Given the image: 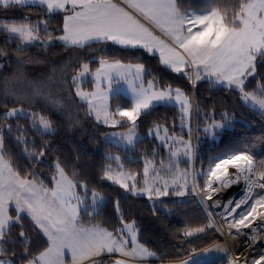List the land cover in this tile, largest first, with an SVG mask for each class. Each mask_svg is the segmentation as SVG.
<instances>
[{"label": "snow or ice", "instance_id": "6c2138e0", "mask_svg": "<svg viewBox=\"0 0 264 264\" xmlns=\"http://www.w3.org/2000/svg\"><path fill=\"white\" fill-rule=\"evenodd\" d=\"M37 0H0V10L5 13L18 6H27ZM46 5L47 11L70 12L64 15L62 35L54 36L45 26L43 33L46 40L40 36V24L46 21L31 23L30 17L0 20V32L15 36L22 43L16 47L17 53L26 51V46L40 43L44 47L54 46L56 41L63 42L65 48L94 49L97 45L109 42L123 48H141L148 54H159V62L171 72L183 74L189 81H199L207 77L216 84H223L229 90L239 93L241 102L252 108H258L264 116V78L257 88L249 91V77L258 75V67L264 66V0H205L196 8H186L183 11L178 0H123L122 7L113 0H38ZM156 29L162 34H156ZM101 48V52H103ZM0 50V56H4ZM31 62L17 59V67L23 75L25 63ZM89 62H84L72 77L75 84L90 74L96 85V90L86 93L77 89L72 93L88 104V114L94 115L98 122L111 127L124 126L126 120L128 132L113 133L127 144L134 143V129L141 115L156 105L175 103L179 105L182 126L192 109V97L183 89L172 88L171 85L157 87L156 80H148L145 87L144 76L148 75L145 65L125 64L119 60L110 62L104 56L99 59V67L90 73ZM188 70V71H186ZM194 74V76H193ZM114 81L128 83L133 104L130 108H117L110 112L107 107L108 93L114 89ZM107 82V90L101 88ZM59 82L49 78L48 83L21 79L20 86L14 87L4 83L0 87V264H148V258H158L155 251L138 242V226L135 221L124 220L120 212L119 202L116 210L121 227L109 231L102 225L84 226L80 223L81 211L90 215H99V206L105 196L101 191L89 186V181L79 178L73 172L69 177L61 162L57 160L55 173L51 177V187L45 184L34 166L41 162L49 150L48 145L35 150V141L28 138L27 130L18 123L15 125L16 142L23 145V151L33 161L30 171L23 175L14 167V162L7 159L5 148V131L11 134L13 120L21 117L29 119L31 128L44 133L53 130L52 121L36 111L28 112L23 108L8 107V101L19 103L22 99L40 98L52 105L64 108L63 100L45 91L52 84ZM62 86V85H61ZM195 86V84H194ZM197 111L199 108L197 106ZM206 127L203 129L206 137L215 138L219 132L230 127L234 117L229 113H221L216 120L215 110L205 113ZM8 121L7 124H4ZM188 138L180 137L183 146L185 163L191 165L198 150L193 144L190 125ZM163 130L168 137V128L162 125L150 129V134ZM199 130V129H198ZM173 155H176L175 153ZM229 167L236 169V174L229 173ZM176 170L178 179L174 176L169 190L168 181L160 186L153 178L149 181V169L143 172V187H137L136 175L123 172H113L106 168L102 179L110 181L132 195H146L149 200L161 201L163 197H183L197 194L200 189L202 210L206 213L208 223L194 230H184V237L202 233L209 228L217 232L221 229L216 225L214 216H220L227 228L228 235L243 233L244 229H254L249 237V246L255 253L251 257H231L228 264H264V248L257 250L260 229H264V161L257 166L248 153H236L221 158L210 167L205 174L196 173L189 168L179 170V164H173L170 171ZM153 171H155L153 169ZM156 176L159 173L156 172ZM197 176H204V184L197 183ZM191 178V187H189ZM243 179L245 188L241 195L233 197L225 203L213 201V195L227 189ZM131 181V183H129ZM260 191L257 192L256 190ZM89 193L91 195L89 196ZM15 207V215L9 214V208ZM165 209L167 206L164 205ZM219 209V212H213ZM155 211V210H154ZM30 219V228L22 223L24 216ZM231 218V219H229ZM257 221L260 223L257 225ZM19 224V231L13 229ZM37 231L45 239L42 249L31 247L30 232ZM235 230V231H233ZM246 235V233H244ZM131 245V247H129ZM19 249V252L17 251ZM223 252L227 249L221 245L210 249V252ZM119 253L121 258L112 259ZM209 253H204L207 255ZM172 264V262H170ZM181 264H198L193 260H184Z\"/></svg>", "mask_w": 264, "mask_h": 264}, {"label": "trees", "instance_id": "16d2710c", "mask_svg": "<svg viewBox=\"0 0 264 264\" xmlns=\"http://www.w3.org/2000/svg\"><path fill=\"white\" fill-rule=\"evenodd\" d=\"M178 3L183 11L189 7L203 5L205 0H178ZM64 15L65 12L49 13L45 6L38 4L18 6L7 13L0 10V20L4 21L13 18L20 20L25 16L30 17L33 24L46 21V25L40 24L42 40L47 39L43 33L45 26L54 36L62 35ZM21 43L17 37H9L8 34L0 32V50L6 53L0 56V87L4 83L19 87L21 79L48 83L51 78L59 83L50 85L45 91L50 90L53 96L61 98L64 108L60 109L50 102L32 97L22 99L19 103L8 101L9 108L19 106L29 108L46 116L53 123V132L44 133L31 128L26 117L12 121L13 131L11 134L5 131L4 139L6 158L14 162L16 170L27 175L30 166L33 165V161L23 151L24 146L16 142L15 125L18 123L27 130L28 138L35 141L36 151H39L41 146L48 145L49 150L41 158V162L34 166V170L44 179L46 185L52 186L50 180L55 173V164L59 160L70 177L75 172L79 178L89 181L90 187L98 189L105 196L104 202L99 206L98 216L89 214L92 213L91 207L88 213L80 212L79 220L82 225H102L110 231L119 228L121 226L118 221L119 213L115 207L118 201L124 220L135 221L139 241L155 251L159 260L183 259L215 242L219 235L213 228L191 237L183 236L184 230H194L208 223L197 194L163 197L161 203L155 199L149 200L146 196L132 195L118 184L102 179L103 171L110 165L116 169L138 172L139 178H142L145 162L155 161L158 167L171 160V154L165 145L147 133L156 125H163L171 132L179 133L178 123L181 114L178 107L160 104L142 114L136 127L143 137L123 148L103 139L108 128L99 123L94 115L90 116L88 105L72 94L76 91V83H73L72 77L84 62L90 61V70L95 71L99 67L100 57L104 56L109 61L142 63L148 71L145 79H155L157 87L171 85L182 88L192 97L194 104L193 142L196 144L198 139V150L191 165L185 163V159L179 162L182 169L189 168L196 173L203 171L206 174L219 159L241 152L249 153L256 160L257 166L264 161V116L260 111L243 104L238 91L229 90L220 84L216 85L210 80L192 83L185 75L173 73L162 66L158 55L148 54L143 49L123 48L110 42L106 45H97L94 49H73L65 48L63 42L56 41L54 46L49 47H44L38 42L33 43L27 45L23 53H17L15 49ZM101 48L104 49L103 52ZM29 57L31 62L24 64L21 75L16 61L17 59L28 61ZM262 78L264 66L258 67V75L255 78L249 77L246 82L247 89L249 91L256 89ZM84 87L92 89L93 82H85ZM132 104L130 98L122 93H116L110 98L109 109L115 112L120 107L130 108ZM212 109L215 110L216 120L225 112L229 113L230 118L234 117L231 126L219 132L215 138L206 137L203 132L206 126L205 113H210ZM7 123L8 121L4 122ZM123 123V127L128 126L127 121ZM112 153H119L120 161L110 158L109 155ZM204 179V176H197V183L202 186ZM189 184L191 187V178ZM198 190L200 193L199 188ZM10 214L15 215V208L10 209ZM22 223L25 228H30V219L26 215ZM18 231L19 224L13 229L14 233ZM45 239L35 230L30 232L31 247L34 250L42 249L45 246ZM17 251L19 252V249ZM204 264H227V260L220 259Z\"/></svg>", "mask_w": 264, "mask_h": 264}, {"label": "rangeland", "instance_id": "374dc122", "mask_svg": "<svg viewBox=\"0 0 264 264\" xmlns=\"http://www.w3.org/2000/svg\"><path fill=\"white\" fill-rule=\"evenodd\" d=\"M37 3H39L38 2V0H37V2L36 3H31V4H37ZM156 31V34L157 35H161V38H163V36H162V34L159 32V30L158 29H156L155 30ZM122 47V46H121ZM134 49H137V48H134ZM138 49H141V48H138ZM156 55H158L159 56V54L158 53H155ZM110 62H112V61H110ZM123 63H125V62H123ZM125 64H129V63H125ZM131 64H137V63H131ZM140 64H142V63H140ZM90 68V67H89ZM96 71V70H95ZM95 71H91L90 70V73H94ZM186 71H188V70H186ZM75 75H77V73L75 74ZM193 76H194V74H193ZM144 80H145V87H147V81L148 80H146L145 79V76H144V78H143ZM149 80H153V79H149ZM204 80H210V79H208L207 77H205L204 79H202V80H199V81H195V82H200V81H204ZM87 81H92L93 82V77L89 74L84 80H83V82H81V80H77V82H76V89H77V85L79 86V88H80V90H82L83 92H86V93H91V92H93V91H95L96 90V85H95V83L93 82V87H92V89H88V88H86V87H84V83L85 82H87ZM211 81V80H210ZM195 82H193L192 81V83H195ZM213 82V81H212ZM214 84H216V83H214ZM217 85V84H216ZM220 85H223V84H220ZM223 86H225V85H223ZM101 88L102 89H104V90H107V82H105L103 85H101ZM172 88H177V87H172ZM182 89V88H181ZM116 93H122V94H124L125 96H127L128 98H130L131 100H132V102H133V95H132V92H131V89H130V87H129V85H128V83L127 82H125V81H120L118 84L114 81V89H113V91H111V92H109L108 93V99H107V107H108V110L110 111V109H109V101H110V98L114 95V94H116ZM82 101V100H81ZM83 102H85L86 104H87V102L86 101H83ZM88 105V104H87ZM162 105H174V106H176V107H178V109H179V111H180V108H179V105H177V104H175L174 102L173 103H171V104H162ZM18 108H23L24 110H26V111H28V112H31L32 110L31 109H29V108H24V107H18ZM120 108H122V107H120ZM256 109H258V108H256ZM259 110V109H258ZM260 111V110H259ZM111 112V111H110ZM95 117V116H94ZM126 121V120H125ZM99 123H101V124H103V125H105L104 123H102V122H99ZM184 124H185V126H182V123H181V115H180V121H179V123H178V125L180 126V132L179 133H177V132H171L169 129H168V137H170V138H165V134H164V132H163V130H161L160 132H159V135H156L155 134V132H153V134H150V130L148 131V135L149 136H151V137H156V139L159 141V142H161V143H163L164 145H165V147L169 150V152H170V154H171V160L169 159L166 163H163L162 165H160V166H158L157 167V164H156V162L155 161H152V160H150V161H147V162H145V166H144V169L142 170V174H143V172H144V170H145V167L147 166L148 167V169H149V181L151 182L152 180H153V178H155V180L158 182V184L160 185V186H162L163 185V183H164V181H168V184H169V190H171L174 186L172 185V180H173V178H174V176L178 179V175H177V172H176V170H172V171H170V169L172 168V165L173 164H176V163H178L179 164V170H183L182 168H181V165H180V160H183V159H185V157H183V155H182V153H183V146L179 143V139H180V137H184V139L186 140L187 138H188V132H189V125H190V129H191V134H192V142H193V129H194V104H193V102H192V109H191V111H190V114L185 118V122H184ZM199 125H201V126H203L204 127V125H202V124H199ZM105 126H107V128H108V130H107V132L103 135V139L105 140V141H110V142H113V143H115L116 145H118V146H121V147H123V148H126V147H128V146H130L129 144H127L125 141H122V140H120L117 136H113V135H111V134H113V133H116V134H119V133H127L128 132V130H129V125L127 126V127H120V126H117V127H111V126H109V125H105ZM163 126V125H162ZM165 127V126H164ZM206 127V126H205ZM204 127V128H205ZM167 128V127H166ZM151 129H154V127H152ZM51 132H53V130L51 131ZM50 133V132H49ZM143 137V134H141L138 130H137V127L134 129V143L137 141V140H139L140 138H142ZM133 143V144H134ZM193 144H194V142H193ZM176 154V155H173V154ZM244 153H246V152H244ZM249 154V153H248ZM250 155V154H249ZM110 156V158H112V159H116V160H118V161H120V159H121V155L119 154V153H112V154H110L109 155ZM254 159V158H253ZM254 161L256 162V160L254 159ZM214 166V165H213ZM109 168H111L112 169V171L115 173V172H123L124 174H125V176H127L128 174H134V175H136V180H137V187L138 188H141V187H143V182H144V176H142V178H139V175H138V172H134V171H129V170H125V169H116V168H114L112 165H110L109 166ZM153 169L155 170V171H153ZM193 171V170H192ZM156 172H158L159 173V176H156ZM194 172V171H193ZM67 173V172H66ZM68 176H69V174H68ZM70 177V176H69ZM139 180H140V182H139ZM189 180H190V178H189ZM129 183H131V181H129ZM119 185V184H118ZM189 187H190V184H189ZM257 192H259L260 190L259 189H257L256 190ZM242 193V192H241ZM241 193L240 194H237V195H232L233 197H238V196H240L241 195ZM91 195V193L89 194V196ZM197 195H198V197H199V202L201 203V195L199 194V190L197 189ZM138 196H141V197H145L146 195H138ZM147 197V196H146ZM232 197V198H233ZM207 204H210L209 203V201H207L206 202ZM201 205H202V203H201ZM203 206V205H202ZM93 211V210H92ZM220 210H217V209H213V212L215 213V212H219ZM213 219L215 220V222H216V225L218 226V227H220V229H221V231L220 232H217L214 228V230L217 232V234L219 235V238L215 241V242H220V243H222V241L223 242H225V243H229V240H228V238H227V225L225 224V222H224V220L220 217V216H214L213 217ZM229 219H231V218H229ZM128 222H131V221H128ZM121 227V226H120ZM226 229V230H225ZM108 230V229H107ZM261 230V229H260ZM263 230V229H262ZM261 230V231H262ZM110 231V230H109ZM233 231H235V230H233ZM264 231V230H263ZM224 232V233H223ZM261 233L262 232H259L257 235H258V237H259V239H258V243L255 245V247H257V245L260 247V249H262V248H264V247H262V246H264V239L263 240H261ZM263 234V233H262ZM253 235V234H252ZM249 237H251V236H249ZM137 239H138V242L140 243V244H143V245H145L144 243H142V242H140L139 241V238H138V236H137ZM223 239V240H222ZM215 242H213V243H215ZM227 243V244H228ZM217 245H221L222 247H224L223 246V244H217ZM216 245V246H217ZM146 246V245H145ZM215 246V247H216ZM129 247H131V245H129ZM147 247V246H146ZM215 247H213V248H215ZM206 248V247H205ZM212 248V249H213ZM225 248V247H224ZM204 249V248H203ZM202 250V249H201ZM205 253H209V250L207 251V252H205ZM193 254V253H192ZM245 254H247L245 257H248V256H250V255H254L255 253H253L252 251H251V249H247L246 250V252H245ZM112 258H113V260L114 259H117V258H121L120 257V255H119V253H115V254H113L112 255ZM220 259H222V260H224V259H228L229 260V257H228V255H225V253H223V252H215V251H213V252H210L209 254H207V255H203L202 254V256H200V257H198V258H196V259H194L193 261L195 262H197V261H200V262H206V263H210V262H213V261H216V260H220Z\"/></svg>", "mask_w": 264, "mask_h": 264}, {"label": "bare ground", "instance_id": "6f19581e", "mask_svg": "<svg viewBox=\"0 0 264 264\" xmlns=\"http://www.w3.org/2000/svg\"><path fill=\"white\" fill-rule=\"evenodd\" d=\"M229 173L231 175H235L236 169L229 167ZM244 188H245V183H244L243 179L241 178V180L239 181L238 184H235V185H233L227 189H221V191L219 193L214 194L213 195V201H209V203L212 204L214 201H220L221 203H225L229 199H232V197H233L232 195L240 194L244 190ZM217 210H219V209H217ZM259 223L260 222L257 221V225ZM254 229H255V226L253 227V229H244L243 233H240V234H234V235H228L227 234V238L229 240V243H231V245L233 247L234 254H236V255L238 254V255H240L241 258H244L247 255V254H245L247 249H251V251L253 252V247L249 246L248 241H249V236H252V234H254ZM261 230H259L255 234H258L259 232H264L263 231L264 229L262 231ZM227 231H229V229H227ZM244 233H246V235ZM263 239H264V234L261 233V240H263ZM262 247H264V246H262ZM256 248H257V250L260 249V247L258 245ZM251 256L252 255H250L248 257H251Z\"/></svg>", "mask_w": 264, "mask_h": 264}, {"label": "crops", "instance_id": "0c3cea01", "mask_svg": "<svg viewBox=\"0 0 264 264\" xmlns=\"http://www.w3.org/2000/svg\"><path fill=\"white\" fill-rule=\"evenodd\" d=\"M113 2H115V3H119L122 7H126V5L123 4V0H113ZM37 4H38V5H41V4H39V3H37ZM43 6L46 7V5H43ZM70 14H71L70 12L65 13V15H70ZM11 208H15L14 205L11 206V207L9 208V214H10V209H11ZM10 215H11V214H10ZM217 244H223V246L228 250V251H227V255H228V256L230 255V254H229V247H228V244H227V243H225V242H222V243H220V242H215V243L210 244V245L207 246L206 248H204V249H202V250H199V251H196V252H194L193 254H191L190 256L185 257V258H183V259H179V260H164V261H162V260H159L158 258H148V264H150V263H152V262H157L158 264H170V262H172V264H181V262L184 261V260H189V259L194 260V259H196V258L202 256V254H204V253L207 252L208 250L212 249V248L215 247ZM221 260H222V259H221ZM195 262H196V261H195ZM197 262H198V264H204V263H206V262H200V261H197ZM66 264H70V259H69L68 261H66Z\"/></svg>", "mask_w": 264, "mask_h": 264}, {"label": "built area", "instance_id": "2783aa9c", "mask_svg": "<svg viewBox=\"0 0 264 264\" xmlns=\"http://www.w3.org/2000/svg\"><path fill=\"white\" fill-rule=\"evenodd\" d=\"M263 234H264V232H262ZM231 250H232V254H233V256H236V254H234V251H233V247H232V245H231Z\"/></svg>", "mask_w": 264, "mask_h": 264}]
</instances>
